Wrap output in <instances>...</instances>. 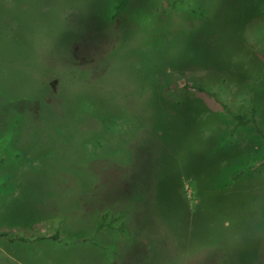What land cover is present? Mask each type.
Instances as JSON below:
<instances>
[{
  "label": "rangeland",
  "instance_id": "374dc122",
  "mask_svg": "<svg viewBox=\"0 0 264 264\" xmlns=\"http://www.w3.org/2000/svg\"><path fill=\"white\" fill-rule=\"evenodd\" d=\"M0 264H264V0H0Z\"/></svg>",
  "mask_w": 264,
  "mask_h": 264
},
{
  "label": "trees",
  "instance_id": "16d2710c",
  "mask_svg": "<svg viewBox=\"0 0 264 264\" xmlns=\"http://www.w3.org/2000/svg\"><path fill=\"white\" fill-rule=\"evenodd\" d=\"M233 117L235 118V120L238 124H245L247 122V119L243 118L241 115L234 114ZM245 172H246L245 168H241L233 175L232 178H236L237 176H240V175L244 174ZM102 226H103V223L101 222V223H99L97 228L99 229Z\"/></svg>",
  "mask_w": 264,
  "mask_h": 264
}]
</instances>
